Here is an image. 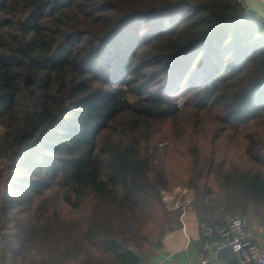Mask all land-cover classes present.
I'll list each match as a JSON object with an SVG mask.
<instances>
[{
	"label": "trees",
	"instance_id": "trees-1",
	"mask_svg": "<svg viewBox=\"0 0 264 264\" xmlns=\"http://www.w3.org/2000/svg\"><path fill=\"white\" fill-rule=\"evenodd\" d=\"M243 12L0 0V264H147L178 184L201 223L264 218V21Z\"/></svg>",
	"mask_w": 264,
	"mask_h": 264
},
{
	"label": "built area",
	"instance_id": "built-area-1",
	"mask_svg": "<svg viewBox=\"0 0 264 264\" xmlns=\"http://www.w3.org/2000/svg\"><path fill=\"white\" fill-rule=\"evenodd\" d=\"M178 106L182 109L184 103L178 100ZM188 188L176 187L173 191L163 189V200L169 202L178 195L185 196L182 202H176L174 209H180L182 220L186 206L192 203L187 198ZM202 229L206 238V245L211 249L213 256H219L220 252L229 248L238 258L239 264H264V238L255 234L248 222L236 214H226L220 223L202 222ZM205 261L204 263H207ZM162 264V263H159ZM177 264H192L178 262Z\"/></svg>",
	"mask_w": 264,
	"mask_h": 264
},
{
	"label": "crops",
	"instance_id": "crops-1",
	"mask_svg": "<svg viewBox=\"0 0 264 264\" xmlns=\"http://www.w3.org/2000/svg\"><path fill=\"white\" fill-rule=\"evenodd\" d=\"M184 196V195H183ZM183 196L170 201L172 207L176 202H182ZM193 194L189 190L187 198ZM181 220V219H180ZM250 225V224H249ZM250 227L255 234L264 238V219L255 221ZM208 261L207 263H204ZM186 262L192 264H229L226 260L212 255L211 249L206 245L202 223L192 203L186 206L185 214L178 228L168 232L157 245L154 256L147 264H177Z\"/></svg>",
	"mask_w": 264,
	"mask_h": 264
},
{
	"label": "rangeland",
	"instance_id": "rangeland-1",
	"mask_svg": "<svg viewBox=\"0 0 264 264\" xmlns=\"http://www.w3.org/2000/svg\"><path fill=\"white\" fill-rule=\"evenodd\" d=\"M183 109V111H185L186 109L183 107L182 108ZM8 178L9 179H11L12 178V175L11 174H9L8 175ZM178 186H180L181 188H188V187H183V186H181V184H178L176 187H178ZM175 187V188H176ZM174 188V189H175ZM174 189H168L169 191H173ZM191 192H192V194H193V196H191L192 197V200H194V198H195V193H194V191L192 190V189H190V188H188ZM179 197V195L176 197V198H174V200H176L177 198ZM185 198V196H183V199ZM165 203H166V205H167V207L169 208V209H174L173 207H172V205H171V203H169V202H166L165 201ZM59 207H60V211H61V217L63 218V219H65V220H70V219H74L75 217H78L79 215H80V212L79 211H77V210H74L72 207H71V205H69L68 203H66L64 200H61L60 202H59ZM244 219L248 222V224H252L253 222H255L256 220L257 221H263V217L261 216V215H258V214H252L251 216H249L248 218H246V217H244ZM251 221V222H250Z\"/></svg>",
	"mask_w": 264,
	"mask_h": 264
},
{
	"label": "water",
	"instance_id": "water-1",
	"mask_svg": "<svg viewBox=\"0 0 264 264\" xmlns=\"http://www.w3.org/2000/svg\"><path fill=\"white\" fill-rule=\"evenodd\" d=\"M244 7V12L238 16L240 20L257 17L264 21V0H239Z\"/></svg>",
	"mask_w": 264,
	"mask_h": 264
}]
</instances>
